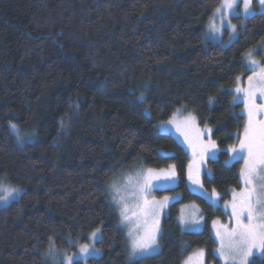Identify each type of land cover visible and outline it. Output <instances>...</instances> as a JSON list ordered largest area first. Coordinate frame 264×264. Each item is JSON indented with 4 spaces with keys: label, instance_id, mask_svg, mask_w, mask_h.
<instances>
[{
    "label": "trees",
    "instance_id": "trees-1",
    "mask_svg": "<svg viewBox=\"0 0 264 264\" xmlns=\"http://www.w3.org/2000/svg\"><path fill=\"white\" fill-rule=\"evenodd\" d=\"M220 2L0 0V186L22 189L0 207V264H47L51 243L75 248L98 227L101 254L87 264H182L199 248L213 258L209 221L223 211L191 190L186 149L157 123L193 111L218 147L204 188L224 199L240 187L242 160L225 163L246 125L231 87L248 73L245 54L264 44V12L239 18L224 46L203 35ZM171 164L177 185L155 193L180 198L162 217L159 251L130 260L107 185L123 170ZM187 202L206 213L203 229L180 227Z\"/></svg>",
    "mask_w": 264,
    "mask_h": 264
},
{
    "label": "snow or ice",
    "instance_id": "snow-or-ice-1",
    "mask_svg": "<svg viewBox=\"0 0 264 264\" xmlns=\"http://www.w3.org/2000/svg\"><path fill=\"white\" fill-rule=\"evenodd\" d=\"M260 6H264V0H258ZM239 12L238 0H222L215 13ZM242 12L245 16L256 14L253 7V0H242ZM214 13V15H215ZM264 14V13H262ZM232 31L235 32L236 25L229 23ZM212 31H219L215 23L210 24ZM264 49V44L260 46ZM252 71L248 76V87H237V92L244 94L245 110L247 112V123L244 126L242 136L239 138L238 145H230L229 151L233 153L230 160H243V167L240 169V178L243 181V187L239 192H233L230 207V217L234 221L231 225L220 224L213 221L216 230V237L219 241V247L216 254L224 264H249V257L253 254V249L264 252V102L257 103V95L264 101V66L253 59V53H248L247 64ZM239 79V78H237ZM239 99V97H234ZM175 123V121H173ZM189 142L192 149V160L188 164V179L196 185H200L199 165H203L206 158L215 155L217 147L216 141L209 135L207 141L204 140V134L210 133V129H199L196 127V117L189 114L183 121L177 123V130ZM10 129L15 134L18 142L23 143L26 137L20 133L16 124H10ZM194 135H191L192 132ZM174 166L169 170L156 172L153 169L141 170L135 174V177L129 176L125 179L124 185H113V200L120 206L121 221L128 226V237L130 244L129 259L142 255L158 247L157 237L159 235V215L166 206L170 197H163L161 200L149 198L151 191L159 186L160 181H174ZM202 187V185H200ZM5 194L0 196V201L7 202L19 189H6L0 186ZM214 197L219 198V193L213 192ZM135 201L136 210L130 212L128 199ZM182 223H198L196 220H184ZM101 229L97 228L91 233L93 240L100 239ZM51 243V241H50ZM90 245L83 244L79 251L82 254H88ZM50 254L55 253V248L49 250ZM204 251L197 253V264H203L202 258ZM191 259V258H190ZM58 264H73L71 256H65ZM185 264H190L185 261Z\"/></svg>",
    "mask_w": 264,
    "mask_h": 264
},
{
    "label": "rangeland",
    "instance_id": "rangeland-1",
    "mask_svg": "<svg viewBox=\"0 0 264 264\" xmlns=\"http://www.w3.org/2000/svg\"><path fill=\"white\" fill-rule=\"evenodd\" d=\"M222 3V0L220 2V4L217 6L219 7ZM238 7H239V12H231V13H225V14H221V13H215V10L213 11V14L210 16V18L208 19V21L205 23L204 25V32L203 35L206 39H209L211 41H216L221 43L224 46L229 45L230 43H232V41H234L238 34H239V25H242L243 23H240L239 18H242V20H244L245 18L251 16H245L242 12V0H238ZM253 7L256 9V13H260V12H264V6H260L258 4V0H253ZM215 13V15H214ZM215 23L216 27L219 29V31H212V29L210 28V24L211 23ZM229 23L232 25H236V30L235 32L232 31L231 27H229ZM252 52L253 53V59H255L256 61H258L262 66H264V49L260 48V46L258 48H253L250 49L246 54H245V66L247 64V58H248V53ZM246 69L248 70V73L244 76H240L238 77L239 79H237V82L234 86L231 87V90L233 91L234 97H239V99H234L235 102H242L243 104V113L246 117V123H247V112L245 110V104H244V94L242 92H237L236 88L240 87V88H247L248 87V76L252 75V71L246 67ZM256 102L259 104L261 102H264L261 100L260 96L257 95L256 98ZM189 114H192L195 116V114L193 113V111L191 110H187L184 107H179L177 108L173 114L171 115V117H169L166 120L163 121H159L157 123V128L160 132H165V133H171L176 140L186 149L187 153H188V157H189V161L188 164L191 162L192 160V149L189 147V142L188 140L185 139V136L182 134L183 132V126H181V130L178 131L177 130V123H180L181 121H183ZM196 117V116H195ZM175 121V123L173 122ZM196 127L203 130V129H210L211 128L209 126H202L199 124L197 117H196ZM244 131V129H243ZM21 133V132H20ZM195 132L193 131L191 133V135H194ZM243 134V132H242ZM209 135L211 136V131L210 133L206 132L204 134V140L207 141ZM242 136V135H241ZM212 139V137H211ZM213 140V139H212ZM239 143V141H238ZM235 144V145H238ZM215 151V155L209 158L205 159V162L203 165H199V180H200V185H202V187L200 185H196L193 184L189 179H188V184L189 187L191 188L192 191H195L196 193L202 195L203 197H205L210 203H212L214 206H218L221 208V210L223 211V215L221 216H217L212 218L209 221V228H210V232L213 236V238L215 239L216 243H217V247L215 248V250L213 251V258L208 257L207 252L205 249L203 248H199L196 250H193L192 252H190L184 259V261L182 262V264H185V261H189L190 260V264H197V253L200 250L204 251V256L200 259H202L203 264H224V262L219 258V256L216 254V250L219 247V241L216 237V228L213 226V221H217L218 225L220 224H226V225H231L234 223V221L231 219L230 217V212L231 209L230 207H225L226 204L230 205L232 198H233V192H239L241 190V188L244 186L243 185V181L240 178V187L239 188H233L230 189L228 192V197L221 199L220 198V194H219V198L214 197L212 195L213 192H210L208 190H206L202 184V173L203 172H207L206 169V160L210 159V158H216L217 153H218V147H216ZM233 155V153H231L229 151V156L225 159V163L229 164L231 163L233 160H230V157ZM242 160V159H241ZM170 166H174V164H171L167 167H163V168H152V167H145V166H137V167H133L132 169H127V170H123L121 172H119L107 185V191H108V195H109V199L112 202V204L116 207L117 212L119 214L120 217V224L122 225V227L124 228L127 238H128V242H129V237H128V226L125 225L124 223H122L121 221V215H120V206L117 205L114 200H113V196H114V192H113V185H124L125 184V179L129 176H133L135 177V174L140 172L141 170H146V169H153L156 172H160L161 170H169ZM242 167H243V160H242ZM174 170H175V178L174 181H160L159 186L156 187L155 189H153L151 191L150 194V199L151 198H155L156 200H161L163 197L167 196L170 197V200L168 201V203L166 204V206L163 208V210L160 212L159 215V229L161 230V221H162V217L165 215V212L167 210V207L169 206L170 203H172L173 201L177 200L180 198V193L179 191H171L169 193H163L161 195L156 194L155 190H165V189H172L177 185V173H176V168L174 166ZM187 178H188V165H187ZM3 188L6 189H19V193L18 194H13L9 200L7 202L5 201H0V207L2 206H6L11 200L15 199L18 197V195L21 192V188L19 187H12V186H2ZM5 193L0 190V196L4 195ZM128 203L130 205V212L129 214H131V211H135L136 209L134 207H132V205H134L135 201L132 200L131 198L128 199ZM181 217L184 218V220H196L198 221V223H182L181 222ZM178 222L180 227L183 229V231H199L201 229H203V227L205 226L206 223V213H204L201 209V207L195 203V202H187V203H183L182 205H180V209H179V215H178ZM100 228V227H98ZM97 228H95L94 230H92L87 237V241L83 242V243H76V247L75 248H58L55 245H53V243H51V246L49 248L54 247L55 248V253L54 254H50L49 250H47L44 254V260L45 263L47 262V264H58L59 260H62L65 256H71L73 258V264L75 262H83V264H87L85 263V261L87 260V258L89 257H98L101 254V250L100 248L97 246V242L99 239L97 240H93L91 237V233L93 231H95ZM160 235V232H159ZM159 235L157 237V245L158 247H156L153 250H150L147 253H144L142 255L138 254L136 257H133L132 259H137V258H141V257H145V256H149V255H153L155 253H157L159 251V243H158V238ZM100 238H101V233H100ZM83 244H88L90 245V249H89V253L88 254H82L79 251V248L81 245ZM53 245V246H52ZM129 250H130V244H129ZM254 257H258V258H263L264 257V252H261L258 249H253V254L252 256L249 257V263L250 261L254 258ZM191 258V259H190Z\"/></svg>",
    "mask_w": 264,
    "mask_h": 264
}]
</instances>
